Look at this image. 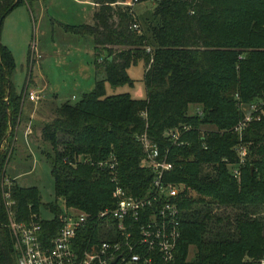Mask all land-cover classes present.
Returning a JSON list of instances; mask_svg holds the SVG:
<instances>
[{"label": "trees", "instance_id": "1", "mask_svg": "<svg viewBox=\"0 0 264 264\" xmlns=\"http://www.w3.org/2000/svg\"><path fill=\"white\" fill-rule=\"evenodd\" d=\"M23 1L0 0V30L4 17ZM93 1L92 22L63 27L93 36L95 85L78 100L55 106L41 127V139L49 144L41 152L50 160L55 196L95 215L115 205L116 184L143 193L152 178L139 163L144 151L138 135L145 131L173 161L164 178L194 192L180 193L173 264H254L264 256V114L241 134L233 127L243 116L241 102L261 100L264 110V0H153L152 17L140 24L141 32L131 27L139 20L123 0ZM139 61L145 66L146 97L106 93V81L132 83L127 68ZM14 69L0 40V264L16 259L4 190L15 198L19 220L31 219L41 204L36 185L14 178L9 187L4 182L25 91L16 90ZM190 104L201 108L189 113ZM184 124L190 127L180 134L183 143L165 135ZM240 141L247 154L236 178L227 161H239L234 146ZM111 155L115 173L98 164ZM47 204L53 216L40 219L45 240L61 225L60 204ZM96 224L90 221L78 239L97 240Z\"/></svg>", "mask_w": 264, "mask_h": 264}, {"label": "built area", "instance_id": "2", "mask_svg": "<svg viewBox=\"0 0 264 264\" xmlns=\"http://www.w3.org/2000/svg\"><path fill=\"white\" fill-rule=\"evenodd\" d=\"M138 0H123L131 6ZM131 27L141 32L140 23L134 20ZM147 51H151L149 45ZM26 96L34 101L41 98L37 89L26 91ZM261 100L241 102L243 116L233 129L241 134L247 123L259 118L264 110ZM190 126L170 128L165 131L174 142L183 143L181 132ZM143 147L140 165L152 171V178L145 191L133 194L119 184L115 186V205L106 206L93 215L75 206L60 205L58 218L61 222L57 232L48 240L42 238L40 217L36 214L28 221L16 217L15 198L9 189L4 190L3 200L7 211V226L13 237L15 264H173L175 250L180 236V193L187 188L183 182L164 178L165 172L173 168V161L167 157L168 149L160 151L159 145L144 131L138 135ZM238 162L227 161V167L236 178L240 176V164L247 154V145L238 142L234 146ZM115 173L116 158L99 161ZM115 179V176L113 177ZM9 187L11 178L4 181ZM63 200V199H62ZM96 219L97 240L78 239L79 232ZM254 264H264V256Z\"/></svg>", "mask_w": 264, "mask_h": 264}, {"label": "rangeland", "instance_id": "3", "mask_svg": "<svg viewBox=\"0 0 264 264\" xmlns=\"http://www.w3.org/2000/svg\"><path fill=\"white\" fill-rule=\"evenodd\" d=\"M66 1H58L57 7L52 5L41 23L37 15L35 16L36 21L33 23L29 14L27 20H24L25 23L22 24L20 18H15L11 23L12 17L16 13L12 12L3 21L0 30V40H7L6 46L15 62L12 80L16 89L20 91L25 87V90L28 91L27 89L35 88L36 85H42L41 74H45L47 89L43 90V94L48 93L49 97L52 96V93L55 94L46 103L53 107L66 99L71 102L78 100L84 92L93 89L96 79L93 36L65 32L56 25L55 29H52L53 24L50 23V18L64 21L63 23L69 25L85 22L83 16L85 14L87 16L90 7L86 5L85 11L81 12L80 10L79 15V8L74 10L72 6L65 7L69 0ZM154 4L153 0H144L137 1L133 5L134 16L139 20L138 23L144 24L151 19ZM52 37H54L56 45L53 44ZM29 51L36 59L31 64L27 62ZM38 52L41 57H37ZM100 52L101 55L106 53L104 50H100ZM39 60L40 63H44L42 68L38 64ZM144 69L143 61L130 65L127 72L133 82L112 85L106 81V93L129 92L135 98L146 97L147 90L143 80ZM26 83L27 86H25ZM27 99L28 97L24 96L25 103L28 101ZM198 107L201 108L199 104H192L189 106L188 112H197ZM37 126L32 124L29 130L32 142L27 143L18 131L15 146L5 165V179L14 177L18 184L36 185L39 189L41 204L39 212L33 214H36L40 219H47L53 216V213L46 207L47 203L57 202L61 205L63 200L55 196L50 160L41 152V148L49 147V144L41 139ZM213 127V125H202V128ZM186 189L192 194L194 193L189 188ZM193 252L194 248L191 246L188 259L192 257Z\"/></svg>", "mask_w": 264, "mask_h": 264}, {"label": "crops", "instance_id": "4", "mask_svg": "<svg viewBox=\"0 0 264 264\" xmlns=\"http://www.w3.org/2000/svg\"><path fill=\"white\" fill-rule=\"evenodd\" d=\"M58 1H66V0H24L23 2H21L19 5H17L16 7H14L5 17L4 20L6 19V17L11 14L12 12H16L15 15H13L11 23H13V21L15 20V18H20L21 23H25V19L27 20V15L30 16L32 18L33 23L36 21L35 20V16H38V19L41 21L45 18L46 16V12L48 11V9L54 5V7H57L56 5H58ZM67 2V1H66ZM88 5L90 7L89 12L87 14V16H83L85 22L83 21V23H88V22H92V17H93V13L97 8V4L93 1V0H69L67 4H65V7L69 6V7H73L74 10H76V8H79V15H80V10L85 11V6ZM72 10V11H74ZM3 20V21H4ZM66 21V20H65ZM64 21H60L58 19H54V18H50V23L53 24L52 29H55V25L62 28L65 32H70V33H74L71 31H68L66 29H64L63 27V23ZM39 23V24H40ZM74 34H78V33H74ZM92 36V35H91ZM55 37V36H54ZM54 37H52V42L54 45H56V42L54 40ZM1 39V36H0ZM2 43H4L5 45L7 44V40L2 41ZM33 52V50H32ZM103 55V54H102ZM43 56V55H42ZM45 56V55H44ZM37 57H41L40 52H38ZM36 60L32 57V53L31 51H29L28 56H27V62L28 63H33V61ZM38 64L40 66V68H42L43 64L42 62L40 63V60L38 61ZM128 70V68H127ZM42 75V80H43V84L38 86L36 85L35 88H30L27 89L28 91L31 89H37L41 92V98L37 101L31 100V99H27L28 101L24 104L22 103V109H21V115H20V119L15 127V142H14V146L17 140V135H18V131H20L22 137H24L25 141L28 142H32L30 138V127L32 124H36L38 125L37 127L39 128V132H40V137H41V127L42 125L49 121L52 117V113H53V106H51L50 104H46L48 100L52 99L55 94L52 93V96L49 97L48 93L47 94H43V90L46 88L47 89V82H46V77L45 74H41ZM27 86V83L26 85ZM25 89V87H24ZM17 90V89H16ZM18 91V90H17ZM26 90L24 91V96H26ZM68 100V99H66ZM64 100V101H66ZM63 102V101H62ZM60 102V103H62ZM192 105V104H190ZM189 105V106H190ZM200 108L198 107L197 111H199ZM41 124V125H39ZM6 143L4 142L3 145H5ZM14 178V177H12Z\"/></svg>", "mask_w": 264, "mask_h": 264}, {"label": "water", "instance_id": "5", "mask_svg": "<svg viewBox=\"0 0 264 264\" xmlns=\"http://www.w3.org/2000/svg\"><path fill=\"white\" fill-rule=\"evenodd\" d=\"M18 0H14L13 3L17 2ZM114 260H112L109 264H113Z\"/></svg>", "mask_w": 264, "mask_h": 264}]
</instances>
